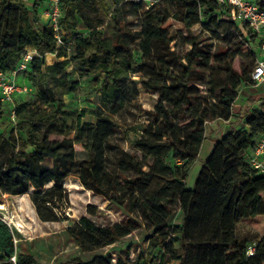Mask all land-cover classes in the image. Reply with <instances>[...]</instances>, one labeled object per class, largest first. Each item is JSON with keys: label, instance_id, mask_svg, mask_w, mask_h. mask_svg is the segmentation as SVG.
<instances>
[{"label": "trees", "instance_id": "obj_1", "mask_svg": "<svg viewBox=\"0 0 264 264\" xmlns=\"http://www.w3.org/2000/svg\"><path fill=\"white\" fill-rule=\"evenodd\" d=\"M28 1L0 0V73L16 69L25 48L35 49L38 56L21 75L32 81L40 101H18L11 134L0 131V193L29 195L42 222H64L70 207L64 182L74 176L126 214L115 224L99 226L83 216L70 226L67 232L83 252L95 253L143 229L149 252L138 255L141 264H264V176L246 157L264 136V98L251 95L237 105L241 87L256 85L251 75L258 44L230 9L217 0H149V8L130 2L139 29L127 30L119 22L110 25L107 0H60L56 33L41 22L44 0H33L32 7ZM196 26L233 46L213 51L201 33L192 32ZM239 58L245 61L236 69ZM71 63L79 78L93 75V111L68 109L64 96L80 91L75 72L67 71ZM130 74L140 75L159 101L145 111V121L126 125L127 150L115 140L113 116L138 99ZM218 120L228 122V130L215 139L195 188H188L208 125ZM79 152L85 158L78 159ZM177 211L182 221L172 224ZM88 213L97 214L93 206ZM240 223L259 235L251 256L250 244L237 236ZM130 250L62 264H128ZM13 256L17 264H41L16 251L12 229L0 217V263L12 264Z\"/></svg>", "mask_w": 264, "mask_h": 264}, {"label": "rangeland", "instance_id": "obj_2", "mask_svg": "<svg viewBox=\"0 0 264 264\" xmlns=\"http://www.w3.org/2000/svg\"><path fill=\"white\" fill-rule=\"evenodd\" d=\"M112 11V18L110 25H116L121 23L127 30H138L139 20L132 3L125 2V0H107ZM29 5V1L27 2ZM48 23V22H47ZM45 24V23H44ZM177 29L186 30L181 23L176 22ZM202 31L200 26H196L192 29L194 34H200ZM85 32V31H83ZM106 37L110 36L109 28L104 29ZM200 39L205 46L211 47L213 51L216 50L218 45L233 46V43L229 41H217L211 40L206 33L200 34ZM131 49L134 51L133 55L137 56L136 42L131 44ZM73 52H71V56ZM49 56V64L54 63L56 58ZM244 59H236L234 66L239 68V64ZM79 68L75 63H71L68 66L67 71L75 72V77L80 81V91L78 95H65L64 99L67 103L68 109L78 110L87 109L89 111L94 110L95 96L94 88L91 83L93 75H87L84 78H79ZM128 81H134L139 90L138 99L134 101L120 111L117 115L113 116L116 123L115 140L120 143L123 148L129 150L128 145L124 142L125 127L127 124L135 123L137 121H145V111L153 110L159 101L158 94L146 89L142 82L140 75L130 74ZM19 82L21 84H28L31 91L23 96H16L14 104L18 101L27 100L35 104H39V97L37 88L34 87L32 81L28 80L26 74L20 75ZM256 85H244L240 90V97L237 101V105H245L248 96L256 92ZM260 104L255 108H260ZM3 108V109H1ZM8 105L0 107V131L10 135L13 127H15L14 121L10 116V110ZM88 119V116L86 117ZM219 121H214L208 125V133L220 134L222 127ZM15 133V132H14ZM200 154L199 159L191 167L188 179L187 187L195 188L198 176L204 166L206 158V147ZM78 159L85 158L84 152H79ZM46 164L51 166V161H46ZM65 187L70 196V207L67 210L68 220L64 222H42L36 213L33 203L30 200L29 195L10 196L0 193V217L8 223L15 238L16 251L18 253H27L35 257V259L41 264H62L65 261L80 257L84 260H89L95 255L113 253L114 257L119 255L127 248H131L128 264H141L138 261V255L141 253L146 256L149 252V243L146 240L147 233L141 229L133 233L132 235L124 238L113 246L101 249L95 253L83 252L77 244L72 240L67 232V229L74 223L78 222L81 217L87 216L95 224L99 226H105L110 224L119 223L126 218L124 210L115 204L105 200L102 196L93 193L91 190H87L77 177L69 176L65 180ZM89 206H93L96 209V215H90L88 213ZM182 216L179 211L175 212V215L170 220L172 224L181 223ZM237 236L243 242L249 244H255L259 240L258 233L248 224L240 223L237 226ZM158 254V252H156ZM169 264H177L171 262Z\"/></svg>", "mask_w": 264, "mask_h": 264}, {"label": "built area", "instance_id": "obj_3", "mask_svg": "<svg viewBox=\"0 0 264 264\" xmlns=\"http://www.w3.org/2000/svg\"><path fill=\"white\" fill-rule=\"evenodd\" d=\"M47 2L48 24L52 26L55 32L59 29V20L62 16L60 10V0H44ZM218 3L229 8L233 20L241 27H246L258 44V60L252 72L251 79L256 85L264 82V0H217ZM125 2L143 3L146 8L151 6L149 0H125ZM58 43L63 41L58 37ZM38 56L35 49L25 48L21 54V59L16 69L9 73H0V99L4 105L9 106L10 116L15 121V98L23 96L31 91L28 84H20L18 78L21 73L27 71L31 62ZM247 160L252 168L264 176V136L261 137L256 145L246 154ZM256 244H250L248 247V256L254 254ZM12 264H17L16 256L11 258ZM7 264V263H0Z\"/></svg>", "mask_w": 264, "mask_h": 264}, {"label": "crops", "instance_id": "obj_4", "mask_svg": "<svg viewBox=\"0 0 264 264\" xmlns=\"http://www.w3.org/2000/svg\"><path fill=\"white\" fill-rule=\"evenodd\" d=\"M29 2H30L29 3V6L32 7L33 0H29ZM39 10L41 12V22L42 23H47L48 22V17H47V2H45V1L43 2L42 1V4L39 7ZM19 78H18V81H19ZM256 87H257L256 92L250 94L249 96H251V95H259V96H262L264 98V82L256 85ZM247 99H246L245 104H247ZM240 106H242V105H240ZM219 124L222 127L221 133L220 134H218V133H214V134L208 133L209 138L204 142V144L202 146L201 153L203 152V149L205 148V145H207V143H208V146L206 147V158H205V160L207 159V157L209 156V154L211 153V151H212V149H213V147L215 145V139H217V138L221 137L222 135H224L227 132V130H228V127H229V123L228 122H226L224 120H220L219 121ZM247 129H249V128H247Z\"/></svg>", "mask_w": 264, "mask_h": 264}, {"label": "bare ground", "instance_id": "obj_5", "mask_svg": "<svg viewBox=\"0 0 264 264\" xmlns=\"http://www.w3.org/2000/svg\"><path fill=\"white\" fill-rule=\"evenodd\" d=\"M182 27H184V26H182Z\"/></svg>", "mask_w": 264, "mask_h": 264}]
</instances>
